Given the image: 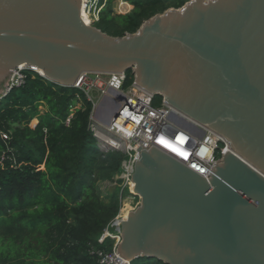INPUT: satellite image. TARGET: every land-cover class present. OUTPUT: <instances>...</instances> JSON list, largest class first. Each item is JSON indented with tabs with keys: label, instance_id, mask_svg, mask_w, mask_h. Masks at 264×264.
Wrapping results in <instances>:
<instances>
[{
	"label": "water",
	"instance_id": "1",
	"mask_svg": "<svg viewBox=\"0 0 264 264\" xmlns=\"http://www.w3.org/2000/svg\"><path fill=\"white\" fill-rule=\"evenodd\" d=\"M81 0H0V93L24 66L74 88L84 74L133 84L219 136L209 179L153 147L131 177L138 205L117 254L162 264H264V0H188L113 37ZM36 70H40L39 74Z\"/></svg>",
	"mask_w": 264,
	"mask_h": 264
},
{
	"label": "trees",
	"instance_id": "2",
	"mask_svg": "<svg viewBox=\"0 0 264 264\" xmlns=\"http://www.w3.org/2000/svg\"><path fill=\"white\" fill-rule=\"evenodd\" d=\"M113 1L106 0L94 27L119 37L188 0H123L132 6L125 15L114 14ZM132 82L127 72L125 86ZM161 101L154 97V105ZM92 108L82 90L36 73H26L24 84L0 101V132L7 135L0 138V264H98L90 249L99 247L97 238L128 191L113 180L123 154L100 148L88 128ZM112 181L113 191L103 189ZM130 264L162 263L138 258Z\"/></svg>",
	"mask_w": 264,
	"mask_h": 264
},
{
	"label": "built area",
	"instance_id": "3",
	"mask_svg": "<svg viewBox=\"0 0 264 264\" xmlns=\"http://www.w3.org/2000/svg\"><path fill=\"white\" fill-rule=\"evenodd\" d=\"M105 2L106 0H103L102 3L99 0L84 2L83 10L90 20L89 26H94L98 21V17L91 15V12L100 5L104 6ZM123 4L128 5L126 2ZM26 71L30 70L19 66L11 72L8 84L0 95V101L11 90L24 84ZM103 76L108 78L101 83L100 77ZM125 82L126 73L116 75L84 74L74 86L76 89L83 90L86 97L88 88L96 85L103 87L101 102L97 106L92 103L93 108L88 128L100 148L123 154L124 159L116 176V181L122 183V191L127 190L132 200H138L132 193L133 184L131 182L134 166L140 158L138 150H148L153 147L172 156L201 177L209 179L216 161L229 151L227 143L211 131L185 119L163 101L160 105H154L153 96L139 89L133 83L125 86ZM89 101L91 102V100ZM106 102L116 106L110 122L107 124L106 120L99 121L94 118L99 108L109 104ZM70 119L71 115L65 120V125L69 124ZM0 138L7 140V135L0 132ZM123 200L121 196L118 213L97 238L99 247L90 249V254L96 258L98 264H130L116 252L121 241V225L126 219L122 213ZM106 240L111 241L109 250L103 248Z\"/></svg>",
	"mask_w": 264,
	"mask_h": 264
},
{
	"label": "rangeland",
	"instance_id": "4",
	"mask_svg": "<svg viewBox=\"0 0 264 264\" xmlns=\"http://www.w3.org/2000/svg\"><path fill=\"white\" fill-rule=\"evenodd\" d=\"M99 2H100V0H99ZM123 0H114L113 1V12H114V14H116V15H125V13L128 11V10H131L132 9V6L130 5V4H128V5H124L123 4ZM99 7V8H98ZM93 12H91V15H93L94 17H98V19H99V15H100V13H101V11H102V8L104 7L103 5H100V6H98ZM95 26H96V24H95ZM26 73L28 74H33L34 72H31V71H26ZM93 78V77H92ZM107 78L108 77H105V76H103V77H100V82L101 83H103V82H105V80H107ZM8 84V83H7ZM7 86V85H6ZM6 88V87H5ZM5 88H4V90H5ZM4 90L0 93V95L4 92ZM102 90H103V87H101L100 85H96V86H94V87H90V88H88V91H86V94H87V98L89 99V100H91V102L94 104V105H98L100 102H101V100H102ZM83 91V90H82ZM115 97V96H114ZM79 105H77V107H78ZM40 110H42L43 112L44 111H46L43 107H40L39 108ZM36 123H37V120L35 119V120H33V121H31V123H30V126L31 127H34L35 125H36ZM117 176V175H116ZM116 176H114V178H113V180H117L116 179ZM115 181H112V182H105L104 184H103V189H107L108 191H113L114 190V188H115V186H116V183H115ZM121 196H122V200H123V202H122V204H123V208L125 207V208H127V212L128 211H130V210H132V209H134L135 207H136V205H137V202H138V200L136 199V200H132V198L129 196V194L128 193H124L123 195L121 194L120 195V203H121ZM132 202H133V204H132ZM123 208H122V211L124 212V210H123ZM126 213V212H125ZM127 214V213H126Z\"/></svg>",
	"mask_w": 264,
	"mask_h": 264
},
{
	"label": "bare ground",
	"instance_id": "5",
	"mask_svg": "<svg viewBox=\"0 0 264 264\" xmlns=\"http://www.w3.org/2000/svg\"><path fill=\"white\" fill-rule=\"evenodd\" d=\"M85 1L86 0H81L80 16H81V19L84 22V24L85 25H89L90 24V20L87 17L85 11L83 10V4H84ZM36 71L39 74H41L40 70H36ZM115 97H118V96H115ZM106 103H109V102H106ZM115 107L116 106L113 103H109V104L104 105L103 107L99 108V111L97 112V114L94 115V118L99 120V121L101 119L102 120H106V124L109 123L110 119H111V116H112L113 112L115 111V109H114ZM123 210H124V212L122 211V213H123L124 217H126L130 211L127 212V208H125V207L123 208Z\"/></svg>",
	"mask_w": 264,
	"mask_h": 264
}]
</instances>
